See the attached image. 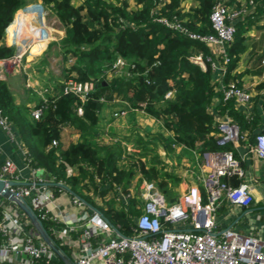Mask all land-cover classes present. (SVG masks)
<instances>
[{"label": "trees", "instance_id": "1", "mask_svg": "<svg viewBox=\"0 0 264 264\" xmlns=\"http://www.w3.org/2000/svg\"><path fill=\"white\" fill-rule=\"evenodd\" d=\"M36 1L43 2L65 28V36L60 41L64 59L73 58L75 61L64 70V77L79 81L97 80L99 89H103L104 80L100 77L104 67L119 58L125 60L128 63L126 74L113 79L110 88L131 108L162 122L173 134L174 144L201 154L208 151L235 152L231 143L222 147L217 144V123L210 107L218 94L221 98L218 111L238 126L242 136L248 133L252 141L259 133H264L259 114L246 113L233 100L223 101L222 93L213 83L212 63L215 58L210 48L159 21L179 23L192 33L210 34V16L216 0H193L194 4L188 10L183 7L186 0H132V3L131 0H78L80 5L75 4L77 0H31V3ZM247 1L245 9H251L258 16L264 13V0ZM27 2L0 0V60L14 56V49L4 43V38L15 14L27 6ZM226 4L241 9L239 0H227ZM250 17L245 16L235 23V38L227 49L226 83L245 51L243 44ZM198 56L202 57L204 66L195 62L194 58ZM258 90H264V83L258 86ZM169 91H173L174 96L165 99ZM96 98L97 92L86 106H97ZM260 98L261 95L254 100ZM62 99L65 107L62 111L49 110L43 120L37 121L33 117L30 120L28 110L17 107L7 82L0 79V110L21 131L30 151L31 164L45 169L58 180H64L72 192L96 207L122 235H133V228L142 213L137 209L138 202H131L124 211L114 207L113 203L99 208L95 198L104 202L108 194L117 195L118 189L127 188L137 173L144 180L155 182L166 196L170 192L169 183L180 179L165 167L155 166L156 162L144 163L141 157L150 153L147 149L125 159L120 147H106L90 141L73 144L59 155L57 148L47 151L54 140H60L56 120L73 121L77 126L81 120L73 111L78 99L72 96ZM259 128L262 131L256 134ZM36 129L39 135L34 137ZM67 166L76 168L78 176L67 177ZM44 226L47 229L46 224Z\"/></svg>", "mask_w": 264, "mask_h": 264}, {"label": "built area", "instance_id": "2", "mask_svg": "<svg viewBox=\"0 0 264 264\" xmlns=\"http://www.w3.org/2000/svg\"><path fill=\"white\" fill-rule=\"evenodd\" d=\"M226 2L216 0L210 16V34L192 33L179 23L159 21L208 47L218 45L220 56L227 64V49L236 34L235 23L242 16L249 15L245 8L236 9ZM49 11L41 1L17 11L7 29V45L15 53L10 59L0 60V79H5L8 73L18 72L24 58L36 45L54 40L48 22ZM194 60L203 64L201 56ZM124 66L126 61L119 58L114 68ZM97 87V80L69 78L63 82L62 94L77 98L81 111ZM221 93L224 102L233 100L238 107H246L253 99L244 87L234 83L224 86ZM173 96V91H169L165 99ZM47 108L44 104L33 110V119L40 121ZM0 127L9 129V119L1 110ZM217 129L219 147L229 143L237 146L243 139L232 121L219 123ZM58 144L54 140L47 151ZM253 152L264 160V133L256 136ZM202 159L206 173L202 182L207 203H203L200 188L192 187L178 202L168 204L153 183L144 182L145 202L131 236L122 235L102 213L91 209L88 202L71 192L64 180H58L43 168L33 167L32 179L27 180L15 162L7 158L0 167V179L6 182L11 192L29 204L43 225L46 224L45 229L53 242L72 264H264V240L232 228L219 235L214 231L217 228L215 212L222 197L243 208H249L255 202L250 184L232 186L224 181L229 177L244 178L240 161L233 151L204 152ZM78 174L76 168L67 166V177ZM10 182L16 185L11 186ZM58 194L68 196L67 206L59 202ZM95 201L102 202V199L97 197ZM0 264H65L44 242L20 208L1 196Z\"/></svg>", "mask_w": 264, "mask_h": 264}, {"label": "crops", "instance_id": "3", "mask_svg": "<svg viewBox=\"0 0 264 264\" xmlns=\"http://www.w3.org/2000/svg\"><path fill=\"white\" fill-rule=\"evenodd\" d=\"M247 3V0H239L241 8H245ZM27 4H31V0H28ZM75 4L80 5V1H75ZM193 4V0H186L183 7L188 10ZM244 10H248V15L251 16V23L249 22L251 25H248L249 28L245 32L246 40L243 44L245 51L240 55V60L230 75L228 83L225 82L227 66L220 56V47L218 45L209 47L215 58L212 71L213 83L220 92L228 84L239 83L240 87H244L253 96L252 101L246 107L240 106L239 108L244 109L248 114H259L264 123V101L260 103L261 98L258 101L254 100L256 96L264 95V90H258V86L264 83V13L258 16L249 8ZM244 17L242 16V18ZM50 21L55 22L56 26L59 24L64 28L56 15L49 11L48 22L52 34ZM7 32L4 38L6 45L9 36ZM64 36L65 28L63 36L55 33L53 34L54 40L49 44L36 45L24 58L20 70L8 73L3 79L7 82L17 107L21 110H28L30 120L33 110L44 104L48 107L45 112L49 110L60 112L65 108L62 103V97H65L62 94V85L66 80L63 72L74 64L75 60L73 58L69 61L64 59L60 44ZM59 57H61V69L60 73L56 74L53 67ZM115 64L116 62L104 67L100 77L104 80L101 84L103 89H99L100 85H98L96 90L98 94V98L95 100L97 106H86L85 104L79 111V103L75 102L73 111L81 119L78 126L73 121L56 120L55 125L60 129V140L56 147L57 155L67 150L71 145L82 141H90L112 148L120 147L123 159L129 155L137 156L147 149L150 150V153L140 156L144 163L150 165L149 163L156 162L155 166L165 167L166 171L176 174L180 179L179 182H170L168 185L170 191L173 190L178 194L179 198L176 201H169V197L162 193L155 182H148L143 179L140 173H137L131 179L128 187L122 188V191L117 195L108 194L104 198V202H95L100 206L113 203L117 209L126 211L131 202H138L137 209L142 212L145 202L144 182L153 183L168 204L178 202L180 197L192 187L200 188L203 203H207L202 182L206 176L202 166V154L200 151L174 144L173 134L163 126L162 122L143 111L131 108L122 96L114 93L109 83L116 77L126 74L128 67L126 62V66L115 69ZM220 102L221 98L218 94L210 107L211 113L215 116L216 127L219 123L231 121L228 116L218 111ZM45 112L41 120L44 119ZM261 131V128L257 129L256 134ZM38 135V130H34L33 136ZM255 142L256 137L251 141L248 133H245L239 145L234 146L235 157L240 161L245 172L244 178L229 177L224 179L232 186L242 183L250 184L254 189L255 202L251 207L243 208L232 205L226 197H222L221 205L215 212L217 228L214 231L216 235L225 229L232 228L264 240V160L259 159L253 152ZM7 158L15 162L17 168L22 172L23 178L32 179L31 169L34 166L31 164L29 148L25 144L21 131L10 120L8 130L0 127V167ZM121 164H125V161H121ZM58 196L59 202L67 206L68 196L60 194ZM73 211L76 212V209L73 208Z\"/></svg>", "mask_w": 264, "mask_h": 264}, {"label": "water", "instance_id": "4", "mask_svg": "<svg viewBox=\"0 0 264 264\" xmlns=\"http://www.w3.org/2000/svg\"><path fill=\"white\" fill-rule=\"evenodd\" d=\"M264 101V95L261 96L260 103ZM6 182L0 179V196L10 202L16 204L20 210L26 215V217L31 222L32 226L44 240V242L57 254V256L65 263V264H72L69 258L55 245L51 236L48 234L47 230L45 229L44 225L36 216L33 209L29 206V204L23 199L16 196L15 193L11 192L10 189L7 188ZM11 186H15V183H11ZM68 189V188H66ZM69 190V189H68ZM71 191V190H70ZM88 206L94 211L101 213L98 209L94 208L93 206Z\"/></svg>", "mask_w": 264, "mask_h": 264}, {"label": "rangeland", "instance_id": "5", "mask_svg": "<svg viewBox=\"0 0 264 264\" xmlns=\"http://www.w3.org/2000/svg\"><path fill=\"white\" fill-rule=\"evenodd\" d=\"M132 3V2H131ZM50 23L52 24L51 25V28H52V31H53V34H59V36H63V34H64V28H62L61 27V25H59L58 23V25L56 26V24H55V22H53V21H50ZM61 38V37H60ZM73 62V61H72ZM60 69H61V57H59V59H58V61H56V63H55V65H54V67H53V70H55V73L56 74H59L60 73ZM154 158V157H153ZM168 199H169V201H176L179 197H178V194L177 193H175L173 190H171L170 192H169V195H168ZM140 203H142V202H140ZM169 203H171V202H169ZM175 203V202H174ZM111 204V203H110ZM108 205V204H107ZM107 205H105V207H108ZM98 207L99 208H104L103 206H100V205H98ZM110 207H111V205H110ZM65 251H67L66 249H65Z\"/></svg>", "mask_w": 264, "mask_h": 264}]
</instances>
